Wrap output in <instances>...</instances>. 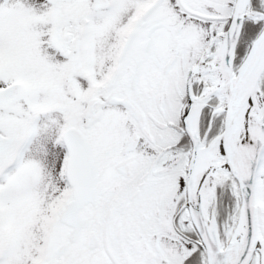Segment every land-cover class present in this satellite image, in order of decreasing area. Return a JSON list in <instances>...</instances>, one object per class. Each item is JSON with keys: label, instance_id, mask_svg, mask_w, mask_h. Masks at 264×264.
I'll list each match as a JSON object with an SVG mask.
<instances>
[{"label": "snow or ice", "instance_id": "1", "mask_svg": "<svg viewBox=\"0 0 264 264\" xmlns=\"http://www.w3.org/2000/svg\"><path fill=\"white\" fill-rule=\"evenodd\" d=\"M0 264H264V0H0Z\"/></svg>", "mask_w": 264, "mask_h": 264}]
</instances>
